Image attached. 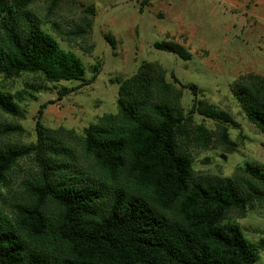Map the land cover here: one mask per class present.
<instances>
[{"label":"trees","instance_id":"obj_1","mask_svg":"<svg viewBox=\"0 0 264 264\" xmlns=\"http://www.w3.org/2000/svg\"><path fill=\"white\" fill-rule=\"evenodd\" d=\"M35 1L0 0V77L41 73L49 83H93L97 74L86 80L83 62L38 23L21 25L20 14ZM155 48L185 56L170 42L156 43ZM144 68L121 81L117 115L90 124L79 138L107 181L95 184L92 175L59 159L57 155L67 158L69 151L55 150L53 143L58 142L42 124L46 104L39 108L35 144L0 146V185H7L20 159L33 156L38 165L25 182L24 195L11 204V215L0 213V264L257 263V247L239 225L227 220L230 211L245 216L255 205L264 208L261 166L248 163L234 178L197 176L191 155L181 147L191 118H184L171 99L154 98L155 93L168 97L172 85ZM263 84L234 87L245 117L261 134ZM190 89L196 96V87ZM76 90L63 88L58 99ZM203 109L202 102L194 103L191 114L199 110L210 118L222 115ZM0 111L21 115L15 97L1 89ZM23 131L19 125H0V138ZM219 138L228 153L235 151L226 128ZM194 140L198 147H208L203 127L195 130ZM258 247L264 251V240Z\"/></svg>","mask_w":264,"mask_h":264},{"label":"rangeland","instance_id":"obj_2","mask_svg":"<svg viewBox=\"0 0 264 264\" xmlns=\"http://www.w3.org/2000/svg\"><path fill=\"white\" fill-rule=\"evenodd\" d=\"M143 2L38 0L20 14L21 25L38 23L64 51L78 57L85 66L86 80L95 74L97 77L93 83L83 85L81 81L49 83L41 73L1 76L0 89L15 97L21 115L14 117L0 111V125H19L24 131L1 137L0 146L35 144L39 108L46 104L42 124L57 140V145L53 143L55 150L69 151L67 158L57 155L59 159L92 175L95 184L107 181L83 151L79 138L90 124L117 115L121 81L145 67L172 85L168 97L155 93L154 98L171 99L184 118H191L181 147L191 155L197 176L234 178L248 163L260 165L264 172V134L249 123L234 92L237 84L264 83V0ZM80 30L84 32L78 34ZM160 42L177 44L185 56L156 49L155 44ZM190 86L196 87V96ZM63 88L77 90L60 100ZM200 102L205 112L210 108L222 115L210 118L199 110L191 114L194 103ZM199 127L208 133L207 148L195 145V130ZM224 128L236 146L232 153L226 151L219 138ZM37 171L33 156L15 164L7 185H0V213L11 215V204L24 195L25 182ZM227 222L240 226L245 238L257 247L256 264H264V251L258 247L264 240V208L255 205L245 216L230 211Z\"/></svg>","mask_w":264,"mask_h":264},{"label":"water","instance_id":"obj_3","mask_svg":"<svg viewBox=\"0 0 264 264\" xmlns=\"http://www.w3.org/2000/svg\"><path fill=\"white\" fill-rule=\"evenodd\" d=\"M225 158V157H224Z\"/></svg>","mask_w":264,"mask_h":264}]
</instances>
